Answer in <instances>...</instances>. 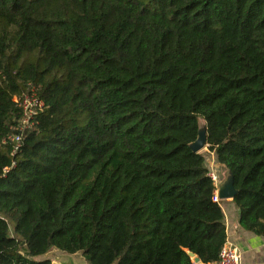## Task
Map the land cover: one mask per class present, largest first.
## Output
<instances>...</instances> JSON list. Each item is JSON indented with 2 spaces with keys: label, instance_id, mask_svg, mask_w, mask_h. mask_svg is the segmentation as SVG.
<instances>
[{
  "label": "trees",
  "instance_id": "1",
  "mask_svg": "<svg viewBox=\"0 0 264 264\" xmlns=\"http://www.w3.org/2000/svg\"><path fill=\"white\" fill-rule=\"evenodd\" d=\"M200 119L264 237V0H0V264H215Z\"/></svg>",
  "mask_w": 264,
  "mask_h": 264
},
{
  "label": "crops",
  "instance_id": "2",
  "mask_svg": "<svg viewBox=\"0 0 264 264\" xmlns=\"http://www.w3.org/2000/svg\"><path fill=\"white\" fill-rule=\"evenodd\" d=\"M211 152L210 154H212ZM206 159V155L203 154ZM207 164V163H206ZM208 167V166H207ZM214 171L212 166H210ZM228 170L223 175H218V184H222ZM220 205L224 213V223L227 227L228 241L233 243L242 254V264H264V237L244 229L240 224V211L238 210L234 199L220 200ZM196 264H204L201 261Z\"/></svg>",
  "mask_w": 264,
  "mask_h": 264
},
{
  "label": "water",
  "instance_id": "3",
  "mask_svg": "<svg viewBox=\"0 0 264 264\" xmlns=\"http://www.w3.org/2000/svg\"><path fill=\"white\" fill-rule=\"evenodd\" d=\"M207 124L204 119L199 121V132L195 142L190 144V147L194 152H201L207 149ZM228 170L225 181L222 184H218V196L221 200L234 199L237 195V188L234 183V174L231 170ZM190 255L194 258L195 263L200 262V258L195 253L190 252ZM42 260H50L52 264H88V260L81 252L70 253L61 249H53L49 251Z\"/></svg>",
  "mask_w": 264,
  "mask_h": 264
},
{
  "label": "built area",
  "instance_id": "4",
  "mask_svg": "<svg viewBox=\"0 0 264 264\" xmlns=\"http://www.w3.org/2000/svg\"><path fill=\"white\" fill-rule=\"evenodd\" d=\"M21 105L24 109V117L21 120V127L22 129L30 128L33 124L32 120L37 114L38 110L44 107V102L37 96L35 92H32L21 100ZM15 140L18 141L20 138L16 137ZM210 175L216 184L214 200L220 203L221 199L218 196V177L215 171L212 169L210 170ZM215 264H242V254L233 243L227 240L221 251L220 258Z\"/></svg>",
  "mask_w": 264,
  "mask_h": 264
},
{
  "label": "rangeland",
  "instance_id": "5",
  "mask_svg": "<svg viewBox=\"0 0 264 264\" xmlns=\"http://www.w3.org/2000/svg\"><path fill=\"white\" fill-rule=\"evenodd\" d=\"M201 152H202V154L206 155L207 166L209 168H211L210 166H212L215 170H217V173L215 171L216 175L217 174L218 175H220V174L223 175V172L226 170V168L223 165H221V164H219L217 162V160L215 158V155L213 153L210 154L211 152H209L208 149H204ZM209 170H211V169H209Z\"/></svg>",
  "mask_w": 264,
  "mask_h": 264
}]
</instances>
